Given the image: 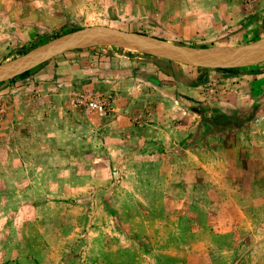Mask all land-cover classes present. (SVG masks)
<instances>
[{
  "label": "rangeland",
  "instance_id": "obj_1",
  "mask_svg": "<svg viewBox=\"0 0 264 264\" xmlns=\"http://www.w3.org/2000/svg\"><path fill=\"white\" fill-rule=\"evenodd\" d=\"M100 30L236 50L264 0H0V67ZM165 54L102 40L0 80V264H264V60Z\"/></svg>",
  "mask_w": 264,
  "mask_h": 264
},
{
  "label": "bare ground",
  "instance_id": "obj_2",
  "mask_svg": "<svg viewBox=\"0 0 264 264\" xmlns=\"http://www.w3.org/2000/svg\"><path fill=\"white\" fill-rule=\"evenodd\" d=\"M87 37L89 36L86 34L75 32L70 35H66L65 37H62L61 39L58 38V40L55 41L53 44H50L49 46H45V47L43 46L37 50H33L32 52L21 57L20 59L14 60L13 63L5 65L2 68H0V78H6L7 76L15 75L16 73L24 71L25 69L34 66L35 64L41 62L42 60H45L49 56L57 52L63 51L65 49L71 48L72 46L88 45L89 41ZM102 40H119L123 42L125 45H128V47L130 48L144 49L148 51L150 50L161 54L162 53L171 54L173 56L182 58L185 61L199 63L202 65L210 66L212 64L218 63L219 61L222 62L221 60L222 57H218L217 54L214 52L189 51L183 48L181 49L176 47L169 48L170 50H168L160 46H153L147 41L143 42L141 40H135L130 37L126 38L120 36L119 34L110 35ZM240 54H244V56L257 55L260 57H264V41H261L258 44L252 46L249 50L242 51Z\"/></svg>",
  "mask_w": 264,
  "mask_h": 264
},
{
  "label": "water",
  "instance_id": "obj_3",
  "mask_svg": "<svg viewBox=\"0 0 264 264\" xmlns=\"http://www.w3.org/2000/svg\"><path fill=\"white\" fill-rule=\"evenodd\" d=\"M80 33V32H79ZM81 34H86L88 35L89 37L88 38V41H89V44L88 45H85V46H89V45H92V44H95V43H98V42H101L102 39H105L107 38L108 36L110 35H116V34H119L120 36L122 37H130V38H133L135 40H141L143 42H149L150 44H152L153 46H160L162 47V45H168L167 47H163V48H173V47H180V48H183V49H196V50H200V51H218L219 52V56L223 55L222 57L223 58H228V60H231L233 61L234 63H239L237 64V66H240V65H246V64H253V63H256V62H259V61H262L264 60V57H260V56H257V55H245L244 54H240L242 51H246V50H249L251 48V46H254L256 44H258L259 42L261 41H264V38L263 39H260V40H257L256 42H253L249 45H246L245 47L241 48V49H236V50H224V49H198V48H189V47H185V46H177V45H173L171 43H168L164 40H161L159 38H155V37H148V36H145V35H141V34H135V33H125V32H118V31H113V30H105V31H88V32H83ZM56 41V40H55ZM55 41H53L51 44H53ZM148 43V44H149ZM50 44H47L46 46H49ZM85 46H80V45H75V46H72L71 48H77V47H85ZM45 47V46H44ZM71 48H68V49H71ZM68 49H65V50H68ZM63 50V51H65ZM222 53H221V52ZM62 52V51H60ZM60 52H57V53H60ZM57 53L49 56L48 58H51L52 56L56 55ZM29 54V53H28ZM27 55V54H26ZM25 56V55H24ZM164 56H169L167 54H165ZM46 58V59H48ZM45 59V60H46ZM44 61V60H43ZM39 64V63H38ZM196 65H199V64H196ZM5 66V65H3ZM1 66V67H3ZM220 66H223V67H230V66H224V65H220ZM0 67V68H1ZM234 67V66H233ZM28 70V69H26ZM25 70V71H26ZM24 72V71H23ZM14 76V75H13ZM1 79H4V78H0Z\"/></svg>",
  "mask_w": 264,
  "mask_h": 264
},
{
  "label": "built area",
  "instance_id": "obj_4",
  "mask_svg": "<svg viewBox=\"0 0 264 264\" xmlns=\"http://www.w3.org/2000/svg\"><path fill=\"white\" fill-rule=\"evenodd\" d=\"M88 111H96L102 116L112 112L111 97H87L84 101Z\"/></svg>",
  "mask_w": 264,
  "mask_h": 264
},
{
  "label": "crops",
  "instance_id": "obj_5",
  "mask_svg": "<svg viewBox=\"0 0 264 264\" xmlns=\"http://www.w3.org/2000/svg\"><path fill=\"white\" fill-rule=\"evenodd\" d=\"M115 118V117H114ZM118 120H115L113 123H117V126H120L121 130H123L124 126H125V119H123V116H119V117H116ZM133 126L135 125H132V124H128V127L129 128H133ZM119 130V129H118ZM120 133H123V131H120ZM123 135V134H122Z\"/></svg>",
  "mask_w": 264,
  "mask_h": 264
},
{
  "label": "trees",
  "instance_id": "obj_6",
  "mask_svg": "<svg viewBox=\"0 0 264 264\" xmlns=\"http://www.w3.org/2000/svg\"><path fill=\"white\" fill-rule=\"evenodd\" d=\"M223 70H225V71H232L231 69H223Z\"/></svg>",
  "mask_w": 264,
  "mask_h": 264
}]
</instances>
